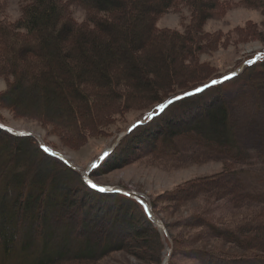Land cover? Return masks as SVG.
<instances>
[{"label": "trees", "instance_id": "trees-1", "mask_svg": "<svg viewBox=\"0 0 264 264\" xmlns=\"http://www.w3.org/2000/svg\"><path fill=\"white\" fill-rule=\"evenodd\" d=\"M239 3L264 16V0ZM232 4L20 0L16 20L0 18V76L7 81L0 109L47 126L71 149L104 132L126 110L154 114L146 115L89 171L97 185V177L133 160L165 167L221 162L219 172L184 180L146 200L160 226L137 198L90 187L34 136L0 127V264H95L119 250L139 264H162L166 246L171 248L167 264L178 256L195 264H264V243H259L264 235V150L254 160L239 144L233 116L235 108H246L253 98L264 121V58L158 112L168 100L221 77L215 65L199 59L214 51L221 36L204 31L203 24ZM75 5L84 11L81 21L71 12ZM183 7L189 21L182 31L156 26L161 15ZM262 25V33L253 23L240 31L261 36L264 48V19ZM28 73L32 81L26 89ZM191 201L201 206L178 224L166 220L168 208ZM218 201L234 209L247 202L259 205L245 209L241 220L226 221L213 216Z\"/></svg>", "mask_w": 264, "mask_h": 264}, {"label": "rangeland", "instance_id": "rangeland-1", "mask_svg": "<svg viewBox=\"0 0 264 264\" xmlns=\"http://www.w3.org/2000/svg\"><path fill=\"white\" fill-rule=\"evenodd\" d=\"M232 5L219 17L208 19L203 24L206 32H221L220 42L211 53H202L199 56L201 61H209L218 70L216 73L220 78L238 70H242L246 64L258 61L263 57V44L261 36H246L243 29L246 24L253 23L257 33L263 31L264 16L260 9L249 8L239 5V0H231ZM20 0H0V18L5 16L7 20L13 21L20 14ZM73 17L78 21L84 19V11L79 6H72ZM189 21L188 9L183 7L176 11H168L156 20L159 28L167 27L177 31H182ZM262 56L259 57V54ZM32 75L34 68L29 67ZM28 73L27 87L29 88L32 76ZM217 78L216 80H218ZM210 83V82H209ZM7 81L0 76V91L6 88ZM37 95L43 99L41 90L36 91ZM41 94V95H40ZM46 97V95H45ZM38 99V98H37ZM39 100V99H38ZM246 108L234 109V120L237 125V139L239 144L253 155L254 160H258L257 154L264 150V121L260 106H256L253 98L247 100ZM151 115L148 109H129L124 115L111 123L101 134L91 137L83 146L71 149L62 145L58 137L43 127L37 121L24 117L14 116L6 108L0 109V123L13 131L31 132L37 135L41 141L52 151L61 153L69 164L77 168L79 172L85 171L87 166L95 160L112 143L117 136L127 128L128 125L137 120H143L147 115ZM149 115V116H150ZM45 138V139H44ZM49 144L46 143V141ZM258 167V166H257ZM221 170V162L208 160L204 162L188 163L177 166H161L148 162L145 159L129 161L122 167L111 170L108 173L97 177L101 186L117 187L132 194L138 195L146 200L159 193L170 190L177 184L194 177L208 176ZM258 206L256 202H247L238 208H231L222 201L214 205L213 216H222L226 221L241 220L243 212L250 206ZM199 201H191L178 209H167L164 216L171 224L179 223L183 217L187 216L193 208H198ZM178 231L179 227H175ZM264 234V232H263ZM264 235L259 239L260 245L264 242ZM197 247H200L197 246ZM202 248H209V245H202ZM225 245V249H231ZM263 248V247H262ZM166 255L169 248L166 246ZM163 252V254H164ZM232 252V251H231ZM259 254L260 252L257 251ZM164 255V257L166 256ZM95 264H139V262L126 252L119 250L110 253L108 256L97 261ZM173 264H195L184 256H178Z\"/></svg>", "mask_w": 264, "mask_h": 264}, {"label": "water", "instance_id": "water-1", "mask_svg": "<svg viewBox=\"0 0 264 264\" xmlns=\"http://www.w3.org/2000/svg\"><path fill=\"white\" fill-rule=\"evenodd\" d=\"M239 72H240V70H238V71H234V72H232V73H230V74H228V75H226V76H224V77H222V78H219L218 80H214V81H216V83H217V82H221V81L225 80V77H231V76H234L235 74H237V73H239ZM210 84H213V81L210 82V83H208L207 85L201 87V88H198V89H202V88H204V87H206V86H208V85H210ZM194 92H197V89L194 90V91H190V92H187V93H184V94L178 95V96H176V97H174V98L168 100V101H167L165 104H163V105H166V104H168L170 101H173V100L178 99V98H180V97H182V96H184V95H189V94L194 93ZM159 111H160V108L158 109V112H159ZM153 115H154V114H151V115L149 116V118H150L151 116H153ZM142 121H143V120H137V121H134L133 123H131V124L125 129V131H123L122 133H120V134L117 136V138L115 139L114 143H112V145H111L109 148L105 149V150H108V152L105 154V150H104V151L100 154V156L97 157L98 159H99V158H100V159H99L98 162H96L95 165H93V162H94L97 158H96L95 160H93V161L87 166L86 170H85L83 173L81 172L84 181H85L88 185H89V183H88L89 181H91L92 183H94V182L89 178V176H88L89 171H90L93 167L97 166V165L99 164V162H100L104 157H106V156L112 151V149L117 145L118 141H119L123 136H125V135H126V134H127L132 128H133V127H135L137 124H139V123L142 122ZM0 127L4 128V129H6V130H8V131H10V132H12V133H14V134H17V135H21V134L32 135V136H34V137L39 141L40 146H41L43 149H45V146L41 143L40 139H39L35 134H33V133H31V132H19V131H13V130H11L10 128H8L7 126H4V125L1 124V123H0ZM45 150H46L48 153H50V154H52V155H54V156H56V157L62 159L63 161H66L65 158H64L59 152L51 151V150H48V149H45ZM94 184H96V183H94ZM96 185H97V184H96ZM99 188H104V189H106V191H119L116 187H109V186L106 187V186H101V185H97V188H95V189L98 190ZM139 201H140V203L143 205V207L145 208V210L147 211V213H148V215L150 216V218H151L153 221H155L156 223H158L159 225L162 226V221H161L157 216H155L154 214H152V213L150 212V209H149L147 203H146L144 200H142V199H139ZM170 251H171V248H169L168 254H167L166 257H164V259H163V261H162V264H167V260H168V257H169V253H170Z\"/></svg>", "mask_w": 264, "mask_h": 264}, {"label": "snow or ice", "instance_id": "snow-or-ice-1", "mask_svg": "<svg viewBox=\"0 0 264 264\" xmlns=\"http://www.w3.org/2000/svg\"><path fill=\"white\" fill-rule=\"evenodd\" d=\"M228 78H229V77H225V79H228ZM213 83H216V81H213ZM197 91H201V89H197ZM169 103H171V101H170ZM164 107H165V105H160V106H159V108H160L161 111H163ZM88 183H89V186H90V187H92V188H94V189L97 188V185L94 184V183H92L91 181H89ZM98 190H99V191H106V189H104V188H99Z\"/></svg>", "mask_w": 264, "mask_h": 264}, {"label": "bare ground", "instance_id": "bare-ground-1", "mask_svg": "<svg viewBox=\"0 0 264 264\" xmlns=\"http://www.w3.org/2000/svg\"><path fill=\"white\" fill-rule=\"evenodd\" d=\"M108 152V150H105V154ZM100 159V158H99ZM99 159L97 158L94 162H93V165H95L96 164V162H98L99 161ZM64 162H66L69 166H71V167H73L74 169H76L77 170V168H75L74 166H72L71 164H69L68 162H67V160L66 161H64ZM86 170V169H85ZM82 173L84 172V171H81ZM80 172V173H81ZM168 254V253H167ZM164 255H166V251L164 252ZM167 256V255H166ZM165 256V257H166Z\"/></svg>", "mask_w": 264, "mask_h": 264}, {"label": "built area", "instance_id": "built-area-1", "mask_svg": "<svg viewBox=\"0 0 264 264\" xmlns=\"http://www.w3.org/2000/svg\"><path fill=\"white\" fill-rule=\"evenodd\" d=\"M263 54H264V51H263ZM260 56H262V54H261V53L259 54V57H260ZM263 57H264V55H263ZM263 57H260V58H263Z\"/></svg>", "mask_w": 264, "mask_h": 264}]
</instances>
